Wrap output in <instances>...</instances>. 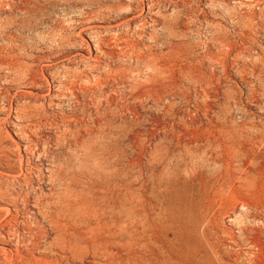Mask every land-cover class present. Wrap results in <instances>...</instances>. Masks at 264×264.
Instances as JSON below:
<instances>
[{
    "label": "rangeland",
    "instance_id": "rangeland-1",
    "mask_svg": "<svg viewBox=\"0 0 264 264\" xmlns=\"http://www.w3.org/2000/svg\"><path fill=\"white\" fill-rule=\"evenodd\" d=\"M86 155L148 235L212 213L234 264H264V0H0V264H92L45 216L55 160Z\"/></svg>",
    "mask_w": 264,
    "mask_h": 264
},
{
    "label": "bare ground",
    "instance_id": "bare-ground-1",
    "mask_svg": "<svg viewBox=\"0 0 264 264\" xmlns=\"http://www.w3.org/2000/svg\"><path fill=\"white\" fill-rule=\"evenodd\" d=\"M54 163L51 181L57 183L60 191L52 195L54 203L45 202V216L55 232L56 247L64 255L72 257L83 251L81 257L89 255L92 264H234L240 260L239 254L231 252L216 236V240L211 239L212 213L206 214L205 225L188 233L189 240L185 242L183 231H176L177 226L163 225L160 214H155L152 220L161 224L163 231L158 239L146 233L145 222L140 221L139 229L135 217L144 216L133 212L128 184L106 174L98 166L102 163L98 158L86 155L75 165H69L71 178L64 170L63 160ZM18 197L0 189V215H8V207L16 206ZM170 231L172 238L168 237ZM258 255L251 252V264H259ZM21 258H12L11 264H51L47 259Z\"/></svg>",
    "mask_w": 264,
    "mask_h": 264
}]
</instances>
